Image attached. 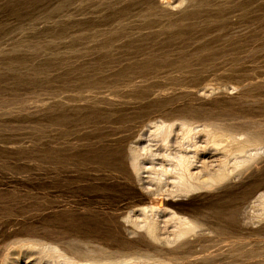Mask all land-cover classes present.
I'll use <instances>...</instances> for the list:
<instances>
[{
	"label": "bare ground",
	"instance_id": "obj_1",
	"mask_svg": "<svg viewBox=\"0 0 264 264\" xmlns=\"http://www.w3.org/2000/svg\"><path fill=\"white\" fill-rule=\"evenodd\" d=\"M259 1L186 0L184 6L185 0H124L120 6L117 0H96L84 7L61 0L65 16L32 24V38L0 46V94L9 100V88L30 87L52 96L47 109L36 108L32 121L54 126V140L73 141L89 129L104 141L111 136L102 132L106 124L119 129L121 136L100 147L118 154L125 150L126 160L125 169L111 166L107 174L110 193L119 194L112 196L122 238L113 239L103 229L77 233L79 238L62 244L64 251L50 241L53 233L34 238L38 223L9 236L4 264H16L23 252L37 255L38 264H224L238 255L233 246L221 252L225 244L257 241V236L264 241V65L255 66L257 60L247 57L264 47V0L252 7ZM72 3L76 7L68 13ZM255 11L262 15L253 16ZM235 13L244 20L234 21ZM250 17L253 25L246 26L243 21ZM1 28L3 34L11 30L7 24ZM192 73L218 83L236 79L243 88L228 98L224 92L236 87L223 84L224 92L215 95L213 85L198 89ZM164 79L171 86H163ZM106 89L109 98L103 95ZM110 99L126 105L117 108ZM14 138L5 137L17 142ZM256 164H261L259 174ZM240 177L255 180L232 190ZM255 225V230L242 229ZM51 226L42 228L52 231ZM82 240L100 243L103 252L80 248ZM257 255L241 256L254 261Z\"/></svg>",
	"mask_w": 264,
	"mask_h": 264
},
{
	"label": "rangeland",
	"instance_id": "obj_2",
	"mask_svg": "<svg viewBox=\"0 0 264 264\" xmlns=\"http://www.w3.org/2000/svg\"><path fill=\"white\" fill-rule=\"evenodd\" d=\"M71 1L81 4L84 7H91L95 4L96 0L94 1V3L93 0ZM117 1L120 6L123 5L124 0ZM260 1L258 3H252V7L257 8V6L261 3ZM60 2L61 0H0V29H2L1 26L5 24L11 27V30L8 34H3L0 31V46L5 45L9 42V40L12 39L32 38L29 35L30 32H28V29L32 27V24L43 25L47 21H49L50 18L54 19L59 17V14H61V16H65L66 10H62V8H60ZM184 3L185 4L183 5L185 6L186 0ZM183 5L182 7H184ZM75 7V4L72 3L70 7H67V9H69L67 10V12H71L75 9ZM48 11H50L51 14ZM254 13L255 14H253V16L262 15V12L260 11H255ZM44 19L47 21H45ZM232 19L236 22L240 21L239 19H241V21L244 20V18H240L238 14L236 15V13L232 16ZM248 20L253 23L252 17L247 19L245 18V21L243 22L247 24L246 26H250V24L252 26L253 24ZM257 36L260 37L261 34L259 33L257 34ZM237 41L239 42V39ZM256 52L259 53L258 51H251V53H249L247 57H252V60H254L255 58L254 61H258H256L255 66H260L263 68L264 47L261 49V54L259 53L260 55H258ZM73 54L75 55L74 58L79 56V54L77 55V53L75 54V52H71L69 55L72 56ZM90 58H93V56H91ZM94 62L96 61L91 60L90 63L92 64L90 65H92L94 70L98 72L99 67L97 65V62L96 64ZM193 74L194 73L189 75ZM194 77L197 79V76ZM197 80L198 82L200 81L198 83L200 84L198 89L211 87L213 85L214 88H216V92H214L215 95L218 94V92L223 93L225 85H235L236 90H233V92L229 93L227 92V90L224 92V94H226L228 98L237 97V95L241 91V87L243 88V86L240 85L241 82L236 79L219 81V83L218 81L211 78H203L201 80ZM165 81L166 80L164 79V81L161 82H164L165 84L167 83L168 85H165L163 83V86H171L170 82ZM261 82L263 83L264 80L262 79ZM236 84L238 85V87L236 86ZM218 87L219 90L222 88V90H220L222 92L218 91ZM29 88L30 87H24L23 89L21 88L18 90L15 88H9L8 91H5L6 93L8 92L9 94H11L9 100L8 98H5L4 92L3 94H0V136L2 137V139H0V264H4L5 262V247L7 246L6 242L8 241L7 239L9 238V236L15 233L18 234L19 232H23L25 231V229L27 230L31 226L35 227L38 223V226H41L38 227L39 229H37L40 233H38L39 235L37 234L36 236H34V238H37L39 236L38 238L42 237V239H44L43 234H46L45 232H47V234L53 233L52 235H55V240L53 239V236L49 235V238H52V240L50 241H54V244L56 243V245L59 244L58 246L60 248L62 247L61 249L64 251L65 248L62 244H64V242L68 240V238L71 239V236L77 238L78 236L80 237L85 234H97L98 232L103 233L104 230V233H107V235L111 236L113 239L122 238V234L120 233L118 226L115 225L116 223L114 221V211L116 207L115 200L119 198V194H116V196L110 193L111 186H109L108 184L107 179L109 178V176L107 174L109 173V170L112 169V167H114L115 165L118 166L117 163H119V166L121 165V167L119 168L118 166L117 168L116 166V170L125 169V150L123 151V153L118 154L117 152L115 153V151L107 149V153L105 151L103 152V149L100 147L101 143H106L111 140L114 141L115 137H117V135L121 136L122 132L119 129H116L115 131V128H112L109 124H106L103 127L102 132L107 133L111 136L106 139L104 138V141H99L97 138H95L94 133H92L91 130L88 131L89 129L83 130L80 133H76L75 136L77 137H75V140L73 141L54 140L52 138L55 130L54 126L46 124V127H48L46 128L44 125L35 124L32 121L33 118L37 116V111L41 110V108L42 110L45 108L47 109L45 103H50L54 100V98H52V96L50 95L46 96V94H43V92L41 91ZM105 92L106 95H104ZM108 93L109 90L106 89L103 95L109 98L110 95ZM210 96L213 97L214 95L211 94ZM210 96H204V99L209 100L211 99ZM199 98L203 99V95L199 96ZM13 100L15 101V105ZM110 100L111 102H113L114 100L112 104H115V107L117 108L126 105V103H124L123 101L118 100L117 102V99ZM11 102L13 103V105L11 104ZM26 116L27 118H25ZM8 117L12 121H8L5 119ZM226 121L228 122V120H220L219 122L224 123ZM229 121L235 123L237 120L229 119ZM210 122L217 124L216 121ZM35 128H37V130ZM11 136L13 138L15 137L14 139H17V142L5 139V137ZM93 151H97L96 157H93ZM89 152H91V154ZM99 155L100 157H98ZM101 156H103V158ZM114 156H121V158L119 160L118 157L115 158ZM88 157L90 158L88 159ZM84 158H87L88 161ZM94 158L95 160H93ZM115 161H117V163H115ZM111 162H113L114 165L111 164ZM259 165L261 166V164L255 165L256 169L259 168V172H257V174L260 173V167H258ZM117 180L121 181V178H117ZM246 180L251 183L255 180V178L240 177L239 179H237L238 182H235L236 184L232 186V190H239V187L242 184L247 183ZM93 189L95 190L94 193L92 192L94 191ZM208 194L210 193H207L206 195ZM112 195L116 196L117 199ZM247 205H250V203H248ZM44 221H46L45 224H52V231L51 229L47 228V230L46 228H44L45 226L43 227L45 230L42 228V225H45L43 224ZM26 223H28V225ZM262 223L264 226V222ZM262 223H260L261 227L259 226L258 229L263 228ZM99 226H101L102 228ZM257 226L255 225L250 227H242V229L244 228V230H251V227H253V230L254 227L255 229H257ZM99 228H101V230ZM61 231L64 233H62ZM67 234L68 236L65 238ZM3 237L5 238V240H3ZM123 238L127 239V237ZM134 239L136 238H131L130 240ZM243 239L244 241H242ZM247 239H249L250 242H248ZM250 239L251 238H242V240L236 239V246L233 245L234 243L225 244L224 247H222V249L220 250L221 252L226 253L233 246L237 249L238 255L229 257L224 262V264H254L257 261L260 262V260L262 262L261 264H263L264 258H262V256H264V241L260 240L262 239V237L259 236L258 238L257 236V241ZM86 242L87 241H85L84 243V240L80 241V248L86 250V247H89L90 249L87 250H93L94 253L103 252V249H100V247L103 248L100 243ZM241 242L245 245H239V243ZM98 247L100 251L98 250ZM225 247L227 248L224 249ZM71 252L72 251L70 250H66L67 255H72ZM245 253H254L260 255L255 256L256 259L254 261L253 259L247 261L242 258L243 254ZM34 256L37 258V255L35 254L26 255V253L23 252L20 254L19 261L16 264H38L36 263V258Z\"/></svg>",
	"mask_w": 264,
	"mask_h": 264
}]
</instances>
